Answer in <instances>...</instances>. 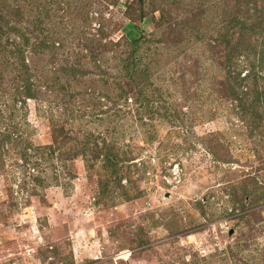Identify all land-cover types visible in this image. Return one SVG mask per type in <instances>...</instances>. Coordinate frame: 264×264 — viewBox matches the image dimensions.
<instances>
[{"label": "rangeland", "instance_id": "obj_1", "mask_svg": "<svg viewBox=\"0 0 264 264\" xmlns=\"http://www.w3.org/2000/svg\"><path fill=\"white\" fill-rule=\"evenodd\" d=\"M0 29V135L21 125L1 147L0 264H264V104L243 115L230 89L251 68L264 86V0H0ZM89 133L119 181L70 158Z\"/></svg>", "mask_w": 264, "mask_h": 264}, {"label": "trees", "instance_id": "obj_2", "mask_svg": "<svg viewBox=\"0 0 264 264\" xmlns=\"http://www.w3.org/2000/svg\"><path fill=\"white\" fill-rule=\"evenodd\" d=\"M0 30H1L0 31V65H1V63L4 60L5 61L7 60V58L5 56L3 57V55H5L7 53L11 54V51L8 50V48H7L8 43L6 42V40H8V37L3 36L4 32H2V29H0ZM23 39L26 40V42H27L26 38H23ZM136 42H138V41L135 40V41L131 42V45L134 47ZM135 46L138 48L137 45H135ZM15 51H18V50H15ZM228 51H229V54L227 55V60L229 59V61H230L231 56H233V53H234V48L232 46H230V47H228ZM20 52H21V50H20ZM131 56L132 55H130V57ZM261 58L263 60L264 52L262 53ZM137 61L138 60H136V59H132L129 62L127 69L124 71V74H126L125 77L128 79L131 86L133 88H135V90L138 91L137 93H141V92L145 91L146 89H150V87L152 86L151 85L152 82H151V80H149L150 75H149V71H147V68L141 67L139 65V62H137ZM20 65H22V64H20ZM21 76L22 77H16V78L11 80V82H13L15 85V94H14L15 96L14 97L16 98L17 94H19L20 96H21V94H24L27 97H31V95H32V92H31L32 83L30 81L31 78L26 76L25 71L22 72ZM259 78L260 77H259L258 71H255L254 68L253 69L251 68V70H248V72L245 73L242 77H240L239 73H237V80H235V85L231 86V88H230V89H233L235 86H237L235 89V93H236L235 98L239 99V101H240L241 113L243 115L248 114V112H247L248 107H250V109L252 110V108L254 106L258 105L259 103L264 104V86L262 88H259V84L257 83ZM246 80H249L250 83H248ZM260 80H263V83H264V76H262ZM252 81H253V85L251 84ZM0 84H1V82H0ZM238 87H239V91H237ZM124 95H122V93H121V94H119V97H123ZM248 98L251 99L250 104L246 105V104H244L243 101H246ZM148 101H152V100H148ZM22 102H24V101L22 100ZM70 115H72V113ZM254 117H257L254 121H256V123H260L261 115L260 114H258L257 116L253 115V118ZM20 127H21V125H19V123L15 122V121L9 122V130L6 129L7 131L0 135V155H1V149H2L1 147H3V145H6L8 142L14 141L15 138H20V136L18 134ZM57 127L58 126H56L55 128L57 129ZM60 130H63V128H60ZM90 134H92V133L86 134L85 135L86 137L83 140L75 142V144L73 146H71L72 149H70V158L75 157L77 154L85 156V154L87 152L90 153V156H92L94 158L101 156V158H103L105 160V166H107L108 169L111 170V174L113 175L114 180L119 181L120 177H118V175L116 174L117 173L116 170L117 169L120 170L118 164L124 160H122V158H119L118 153L115 152L114 150H112L110 148L105 149V147H106L105 144L99 146L98 141H97L98 136L97 137H93V136L91 137ZM89 136L92 138L91 141H90V138H88ZM64 145H65L64 140H55L54 143L48 145L47 148H48L50 153H53L56 149L59 150ZM84 160L86 161V159H84Z\"/></svg>", "mask_w": 264, "mask_h": 264}]
</instances>
